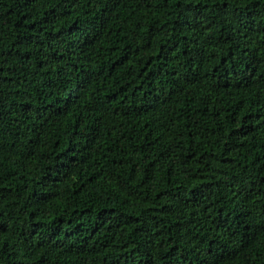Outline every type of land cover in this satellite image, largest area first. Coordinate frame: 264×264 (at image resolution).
I'll list each match as a JSON object with an SVG mask.
<instances>
[{"label":"trees","instance_id":"1","mask_svg":"<svg viewBox=\"0 0 264 264\" xmlns=\"http://www.w3.org/2000/svg\"><path fill=\"white\" fill-rule=\"evenodd\" d=\"M0 264H264V0H0Z\"/></svg>","mask_w":264,"mask_h":264}]
</instances>
